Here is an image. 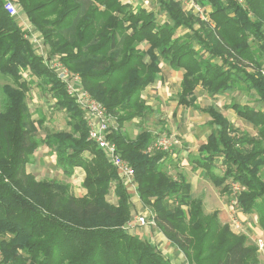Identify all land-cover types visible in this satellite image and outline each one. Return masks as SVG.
<instances>
[{"label": "trees", "instance_id": "obj_1", "mask_svg": "<svg viewBox=\"0 0 264 264\" xmlns=\"http://www.w3.org/2000/svg\"><path fill=\"white\" fill-rule=\"evenodd\" d=\"M13 1L47 56L79 73L84 89L116 118L117 129L108 138L134 169L138 199L187 262L259 264L257 248L245 234L232 233L217 211L205 213L202 201L191 198L190 184L164 170L170 154L146 152L156 136L143 130L130 138L122 129L153 114L142 94L158 79L161 64L182 71L177 103L200 110L210 129L191 159L194 170L221 195L230 193V182L238 184L241 214L256 213L264 232V112L229 104L253 125L251 136L234 132L216 107L194 104L197 87L210 96L253 91L264 103V0H244L246 8L236 0H196L204 19L176 0H156L166 16L161 23L153 12L122 0ZM0 76L12 82L1 88L0 264H172L157 245L125 230L135 204L104 153L88 140L84 113L2 0ZM33 86L66 114L69 130L47 134L44 143L63 177L82 169L83 196L73 194L64 180H37L27 172L39 145L26 102ZM221 168L222 174L214 172Z\"/></svg>", "mask_w": 264, "mask_h": 264}, {"label": "rangeland", "instance_id": "obj_2", "mask_svg": "<svg viewBox=\"0 0 264 264\" xmlns=\"http://www.w3.org/2000/svg\"><path fill=\"white\" fill-rule=\"evenodd\" d=\"M125 1H132V0H125ZM133 1L136 3V6L144 7L147 10L156 14V18L158 19L159 23H161L166 19V16L160 13V11L158 10V4L156 0H133ZM176 1L181 3L185 11L195 10L194 8L193 9L189 8L191 0H176ZM195 1L196 0H192L194 6L200 9L198 5L195 3ZM17 10L19 11L18 7ZM199 16L200 18L204 17L203 14ZM45 58L48 61L54 59L47 57ZM59 62L71 74L79 75V73L70 71L60 60ZM163 65H161V67L165 68ZM51 70L54 72V75L57 78L55 70L53 69ZM262 74L264 76V71L262 72ZM23 76L27 77V74L24 73ZM172 77L174 78V76ZM5 84H12V82L10 79L8 78L5 79L0 76V110H2V99H3L1 88ZM177 90H178L177 80L176 81L173 80L170 84L169 83L166 84L165 82L162 83L158 82L157 87H153L149 89L147 92H144L143 100L146 101L149 106L153 107L154 110L153 114L149 118L144 119L142 121L135 119L131 122L124 124L122 130L130 138H134L136 134H138L143 130L150 132L156 137L165 134H167L168 136L169 134H175L176 136L175 139L179 141V145L178 147L174 148V150H176L174 155L175 157L173 156V152H172V155H170L171 156L170 160L166 162L164 166V170L174 179H179L180 177H183L187 181V180H191V174L196 172L194 169H193L194 171L191 169V164H192L191 159L195 157L197 148L206 140V137L209 134L210 129L205 125V121L207 120V117L205 115L197 114L194 111H191L189 109H184L183 107L181 108L175 105ZM87 93L92 98H94L88 91ZM195 96L197 97V101L199 102V104H201L202 106L211 103L219 107L221 113L231 122L234 132L244 131L250 134L251 136L256 135V130L252 127L251 124H248L244 122L243 119L236 117L234 113L227 108V105L231 103H240V104L246 103L264 112V103L258 100V97L255 95L253 91L236 89L234 91L224 93L214 98H208L199 89L196 91ZM26 102L31 114V118L35 122L36 138L37 141L39 142L36 151L31 157V161L27 164V168H26L27 171L33 174L37 180H58V181L64 180L70 185V189L73 194H75L76 196H83L85 194V191L82 190L81 188V181L83 176L82 169H78V168L75 169L73 176L70 178L63 177L61 170L56 165L53 151L50 148H48L44 143L47 134L69 130L68 126L66 125V120H67L66 114L62 111L57 110L54 107V101L50 99L49 95L43 89H39L35 86H33L31 91L29 92ZM181 109L182 110L184 109L185 111L184 110L182 111ZM40 118L42 120L38 121ZM237 120L240 121L237 122ZM222 171H223L222 168L221 170L220 169L214 170V172L217 174H222ZM261 176L264 180V168L261 171ZM231 184L232 182L229 183L230 186H232ZM211 185L214 186L212 183ZM234 200H235V195L232 196L231 192L229 194L221 196V204L226 205L227 212L229 211L230 213L228 214L230 215L229 218H227L226 213L223 214V217H221V213L220 214L218 213V219L220 223H224V222L227 223L230 228V231L236 235L245 234L249 240L248 244H253L256 246L257 239H262L264 242V234H262L261 229L257 224V214L253 213L251 215H247V218L243 219L241 217L242 214L240 212L238 204L234 209L235 213L233 218L240 224L242 231L235 230V227L233 226L232 222H230V216H232L231 201ZM139 204H140L139 205L140 208L137 212H140V214H143V216L145 212L154 214V212L151 210L149 206H146L141 202ZM168 204L170 206L171 201H169ZM137 215L138 214L134 215L133 217ZM143 228L146 227L137 228L136 231L137 230L142 231ZM170 246L173 247V251H175V254H179V255L182 254V252L178 251V249H176L172 244ZM257 254H258L257 257L259 260V264H264V248L263 250H259L257 248ZM181 256L183 263L186 262L187 264H189L187 262L186 257H184L183 254ZM2 259H3V255L2 253H0V262H2Z\"/></svg>", "mask_w": 264, "mask_h": 264}, {"label": "built area", "instance_id": "obj_3", "mask_svg": "<svg viewBox=\"0 0 264 264\" xmlns=\"http://www.w3.org/2000/svg\"><path fill=\"white\" fill-rule=\"evenodd\" d=\"M236 2L243 6V8H246L244 0H236ZM189 8H194L195 10L193 11L198 12L199 15L203 14L202 10L194 6L192 0L190 2ZM3 9L23 28L25 33L24 37L30 39L29 41L34 46V48L37 51L40 49V54L43 57V62L45 65L49 66L50 64L49 67L55 70L57 78L64 85L66 94L74 100L76 105L84 113V121L88 130V140L94 143L96 147L104 153L110 164L121 178L125 189L137 196L134 169L124 158L121 157L117 150L116 144L110 140V138H108L110 133L117 129L116 118L107 112L104 105L92 98L87 93V91L83 88L79 75L71 74L64 66L61 65L57 57H54L53 60L49 61L45 58L46 55L45 50L42 48V43L39 39H37V37L33 35L34 31L29 26V24L26 23L27 21L22 18L13 0H4ZM201 19H204V17H201ZM172 145V136L165 134L156 137L153 143L147 147L146 152L151 154L154 151H161L167 152L169 154L171 152ZM231 185L230 192L232 196L235 195V200L231 201L232 216H230V222H232L235 230L242 231L240 224L233 218L235 213L234 209L238 204L236 197L238 195L239 186L236 183ZM139 214L124 225L126 231L140 227L156 226L152 213L145 212L144 216L143 214ZM256 246L259 250H263V240L257 239ZM184 264L187 263L185 262Z\"/></svg>", "mask_w": 264, "mask_h": 264}, {"label": "crops", "instance_id": "obj_4", "mask_svg": "<svg viewBox=\"0 0 264 264\" xmlns=\"http://www.w3.org/2000/svg\"><path fill=\"white\" fill-rule=\"evenodd\" d=\"M123 2H126V3H129L131 4V6L133 7H141V6H136V3L132 0V1H125V0H122ZM144 8V7H142ZM146 9V8H145ZM188 11H193V10H188ZM23 18V17H22ZM24 19V18H23ZM25 20V19H24ZM29 24V22H26ZM29 26L32 28V30L34 31L33 32V35L35 37H37V39L40 40L41 42V38L39 37L38 33L33 29V27L31 26V24H29ZM28 40H30L28 38ZM42 48L45 50V55L47 58H54V57H48L47 56V52H46V48L42 45ZM37 51V50H36ZM37 53L41 56L40 54V49L37 51ZM43 58V57H42ZM163 65V64H161ZM165 68H162L161 67V72H160V75L158 77V79L155 81V83H153L152 85H150L149 87H147L144 91V92H147L149 89L153 88V87H157V83L160 82H165L166 84H170L173 80H177V94L178 92L180 91V81H181V78H182V71H174L172 70L171 68H169L167 65H163ZM174 76V78L172 77ZM201 92H203L208 98H214V97H217L219 95H216V96H210L208 95L207 93H205L201 87H197L195 92H194V104H196L197 106H199V108H206L208 106H214L216 107L218 110L219 107H217L216 105L214 104H207L205 106H202L201 104H199V102L197 101V97L195 96V93L197 90H199ZM222 95V94H221ZM256 95V94H255ZM257 96V95H256ZM142 97H143V94H142ZM146 102V101H145ZM146 104H148L146 102ZM175 105L178 106V107H183L184 109H189L191 111H194L196 112L197 114H202V115H205L203 113L200 112V110L198 109H194L190 106H184V105H179L177 103V95H176V101H175ZM229 105H227V108H228ZM152 107V106H151ZM153 108V107H152ZM183 109V110H184ZM182 110V109H181ZM182 110V111H183ZM231 110V109H229ZM185 111V110H184ZM232 111V110H231ZM221 112V111H220ZM233 112V111H232ZM234 113V112H233ZM235 115V113H234ZM206 116V115H205ZM236 116V115H235ZM207 117V116H206ZM237 117V116H236ZM237 119V118H236ZM240 120H237V122H239ZM243 121V120H241ZM246 122V121H244ZM248 123V122H246ZM250 124V123H248ZM252 125V124H251ZM253 127V125H252ZM254 128V127H253ZM170 136H172V141H173V145H172V148H171V152L169 153L170 155H172V152H173V156L175 155V152L176 150H174L175 147H178L179 145V141L177 139H175V134H169ZM208 136V135H207ZM205 142V141H204ZM203 142V143H204ZM202 143V144H203ZM176 144V145H175ZM175 145V146H174ZM188 145V144H187ZM174 146V147H173ZM198 150V148H197ZM196 150V155L198 154V151ZM169 155V156H170ZM171 157V156H170ZM175 157V156H174ZM178 157H181V156H178ZM77 169V168H76ZM80 169V168H78ZM191 169L193 170V164H191ZM194 171V170H193ZM196 172H194L193 174H191V180H187V182L190 184V187H191V198H194V199H200L202 201V204H203V210L205 213L207 214H210L214 211H217L219 214L221 213V217H223V214L226 213L227 215V218H229V215L228 213H230L229 211L227 212V208H226V205L224 204H221V193L219 191L218 188L215 187V185L209 180V179H206L201 170L200 169H197L195 170ZM28 172V171H27ZM30 173V172H28ZM33 175V174H32ZM82 175H83V171H82ZM83 178V176H82ZM211 183L214 185L212 186ZM83 190V189H82ZM127 193L129 194L130 196V199L131 201L133 202V204H135V211H134V215L136 214H139L140 212H137L140 208V201L138 199V196H136L135 194H132L131 192H129L128 190H126ZM208 210V211H207ZM241 217L243 219H246L247 218V215H244L242 214ZM133 219V218H132ZM131 219V220H132ZM130 221V220H129ZM225 223V222H224ZM222 223V224H224ZM131 234H134V235H137L139 236L140 238H142L143 240H146L148 242H150L151 244L153 245H157V247L160 249V251H162L163 255L172 263V264H184L183 263V260H182V254L179 255V254H175V251H173V247L170 246L172 243L163 235V233H161V231L155 226H150V227H146V228H143L142 231H136V229H133V230H129L127 231ZM262 232V231H261ZM262 234H264V232H262ZM163 244V246H162ZM173 245V244H172ZM174 246V245H173ZM175 247V246H174ZM176 248V247H175ZM163 249V250H162ZM177 249V248H176ZM164 251V252H163ZM179 251V250H178ZM166 252V253H165ZM165 253V254H164Z\"/></svg>", "mask_w": 264, "mask_h": 264}]
</instances>
